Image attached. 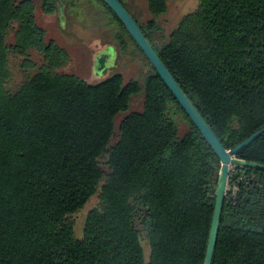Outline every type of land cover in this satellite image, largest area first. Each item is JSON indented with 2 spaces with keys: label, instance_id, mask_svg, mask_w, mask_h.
<instances>
[{
  "label": "trees",
  "instance_id": "trees-1",
  "mask_svg": "<svg viewBox=\"0 0 264 264\" xmlns=\"http://www.w3.org/2000/svg\"><path fill=\"white\" fill-rule=\"evenodd\" d=\"M119 1L227 150L264 128V0H197L171 30L161 20L185 0ZM90 2L118 51L145 61L136 78L63 73L70 53L46 41L34 2L0 0V264H203L220 160L115 13ZM11 58L25 74L12 88ZM237 158L264 164V134ZM95 195L77 238L70 218ZM212 264H264V171L231 169Z\"/></svg>",
  "mask_w": 264,
  "mask_h": 264
},
{
  "label": "rangeland",
  "instance_id": "rangeland-1",
  "mask_svg": "<svg viewBox=\"0 0 264 264\" xmlns=\"http://www.w3.org/2000/svg\"><path fill=\"white\" fill-rule=\"evenodd\" d=\"M20 1V0H18ZM36 8L37 24L46 32V41H54L58 45L66 48L71 56L70 62L61 71L63 73L75 74L89 83H97L103 80L111 71L121 73L126 81L136 78L143 69L145 61L140 57H133L129 53L118 51L117 43L113 39L112 29L106 28L105 16L101 14L100 8L92 4L90 0H60L65 7L63 14L59 11L53 14H45L43 5L46 0H31ZM136 1V0H135ZM143 3L144 0H137ZM130 2V0H129ZM197 6V0H185L182 2L169 3L168 13L162 18L163 25L171 30L177 22L187 13L192 12ZM62 14V15H61ZM63 16V18H61ZM13 41V37L9 42ZM105 55L104 67L101 71L95 72L100 53ZM117 54H116V52ZM99 54V55H98ZM101 57V56H100ZM37 63H42V58L35 56ZM21 60L11 58L10 67L12 71V81L9 86L16 87L24 79L25 74L20 71ZM142 107L141 99L132 101L131 111H140ZM125 117L119 115L115 120V137H117L120 122ZM180 136L187 131V125L177 118ZM105 158L100 159V163L106 169ZM100 206L99 196H93L78 213L71 216L74 224V232L77 238H82L88 213ZM145 257L149 258V246L145 245Z\"/></svg>",
  "mask_w": 264,
  "mask_h": 264
},
{
  "label": "water",
  "instance_id": "water-1",
  "mask_svg": "<svg viewBox=\"0 0 264 264\" xmlns=\"http://www.w3.org/2000/svg\"><path fill=\"white\" fill-rule=\"evenodd\" d=\"M103 2L115 13L119 21L123 24L129 35L135 41L145 58L148 60L150 65L154 68L159 77L163 80L167 88L173 94L181 108L190 118L192 123L200 131L203 138L210 145L214 153L220 160L221 167L218 175V181L215 192V204L212 216L211 228L208 238V244L203 264H212L215 248L217 245L218 233L221 225V217L224 209L226 191L228 186V179L232 168H253L256 170L264 171V164L255 162H248L237 158V154L259 137L264 134V128L250 136L244 142L237 145L231 150H227L211 127L208 125L204 117L201 115L199 110L196 108L191 99L187 96L184 90L180 87L172 73L168 70L165 64L160 59L158 53L154 49L153 45L146 38L134 18L125 9L119 0H103ZM101 56V57H100ZM98 58L97 68H94L95 72L101 71L104 67L105 55L101 54Z\"/></svg>",
  "mask_w": 264,
  "mask_h": 264
}]
</instances>
